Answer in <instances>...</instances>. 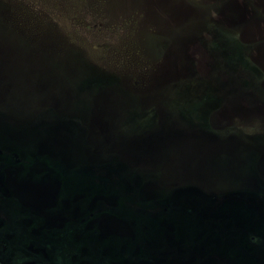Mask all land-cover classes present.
I'll use <instances>...</instances> for the list:
<instances>
[{"label": "rangeland", "instance_id": "374dc122", "mask_svg": "<svg viewBox=\"0 0 264 264\" xmlns=\"http://www.w3.org/2000/svg\"><path fill=\"white\" fill-rule=\"evenodd\" d=\"M0 260L264 264V0H0Z\"/></svg>", "mask_w": 264, "mask_h": 264}, {"label": "trees", "instance_id": "16d2710c", "mask_svg": "<svg viewBox=\"0 0 264 264\" xmlns=\"http://www.w3.org/2000/svg\"><path fill=\"white\" fill-rule=\"evenodd\" d=\"M93 81H96V79H95V80H93V79H91V80L87 79V81H86L85 83H86V84L90 83L91 85H95V84H97V83H95V82H93ZM0 264H6V263H4V262H0Z\"/></svg>", "mask_w": 264, "mask_h": 264}, {"label": "flooded vegetation", "instance_id": "af4514ba", "mask_svg": "<svg viewBox=\"0 0 264 264\" xmlns=\"http://www.w3.org/2000/svg\"><path fill=\"white\" fill-rule=\"evenodd\" d=\"M0 262H4V261H1V260H0ZM4 263H6V262H4ZM6 264H8V263H6Z\"/></svg>", "mask_w": 264, "mask_h": 264}]
</instances>
